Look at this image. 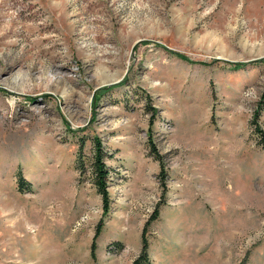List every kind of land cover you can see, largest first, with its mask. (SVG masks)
I'll return each mask as SVG.
<instances>
[{
    "label": "rangeland",
    "instance_id": "1",
    "mask_svg": "<svg viewBox=\"0 0 264 264\" xmlns=\"http://www.w3.org/2000/svg\"><path fill=\"white\" fill-rule=\"evenodd\" d=\"M263 93L264 0H0V264H264Z\"/></svg>",
    "mask_w": 264,
    "mask_h": 264
},
{
    "label": "trees",
    "instance_id": "2",
    "mask_svg": "<svg viewBox=\"0 0 264 264\" xmlns=\"http://www.w3.org/2000/svg\"><path fill=\"white\" fill-rule=\"evenodd\" d=\"M264 99V93H263ZM259 111L257 110L252 123H255L256 132L260 135L261 143L264 145V131L257 124V119L259 116ZM84 140L81 142L80 151L77 157L76 169L80 172V179H84V175L87 173V177L90 179L92 184L97 189V192L101 195L103 212L106 214L110 210L111 196L109 191V174L110 169L106 162L107 151L103 144L102 139L99 136L92 137V153L88 157V161L85 159L82 152L84 147ZM150 147L153 150L155 145L150 143ZM155 151V150H153ZM19 179L22 184L25 183L21 173H19ZM95 246V245H94ZM93 246V247H94ZM149 240L144 234L142 239V247L139 255L133 260L132 264H149L150 258L148 253ZM94 250V249H93Z\"/></svg>",
    "mask_w": 264,
    "mask_h": 264
}]
</instances>
